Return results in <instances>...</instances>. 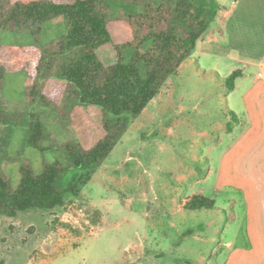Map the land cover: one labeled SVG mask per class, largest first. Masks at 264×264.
Returning <instances> with one entry per match:
<instances>
[{
  "label": "rangeland",
  "instance_id": "1",
  "mask_svg": "<svg viewBox=\"0 0 264 264\" xmlns=\"http://www.w3.org/2000/svg\"><path fill=\"white\" fill-rule=\"evenodd\" d=\"M251 1L244 4L248 6ZM194 3L211 12H217L220 7L218 0H194ZM109 4L113 16L119 15L123 9L128 14L139 12L136 6L123 5L117 0H109ZM257 4L264 6V0L255 2V8L251 7L253 12L244 15L248 27L244 33H247L248 39L242 43H251L248 48L240 49V55L233 51L229 61L231 65L237 64L238 60L250 63L245 74L246 84L240 87L241 90L250 87L261 71L263 61L258 59V55L264 54V11L261 6L257 8ZM241 12L237 13L239 18ZM66 29L64 18H58L44 25L39 38L9 31H2L0 37L2 43L9 47L37 43L47 45L65 35ZM113 42L117 45L131 43V29L118 23L113 31ZM235 42L239 40L235 38ZM123 54L125 62L130 63L133 49L127 48ZM98 55L106 65L117 61L116 51L111 46L101 48ZM140 67L144 74L143 65ZM235 67L242 70V65ZM183 72L169 79L161 95L132 121L121 142L82 188L79 196L68 195L65 204L54 210H30L15 217L0 216V264H147L157 260L165 264L197 263L194 259L199 250L195 247L197 241L193 239V213L186 212L182 207L195 195L190 192L194 181L205 179L210 164L213 175L209 178V188L217 186L223 153L231 139L216 134L217 143L209 155V144L203 143L201 133H210L215 123L224 122L228 108L212 105L209 110L208 106H203L196 112L187 106L181 118V92L199 89L213 96H228L232 92L216 76L206 79V75L197 69L187 70L185 76ZM223 74L220 77L232 75ZM209 75L212 76V73ZM27 83L24 73L6 76V105L11 111L30 109L31 112H43L44 124L50 136L57 140V150H61V146L70 139L92 147L105 136L103 118L98 113L80 119L69 132L63 131L50 110L29 104L25 96ZM43 91L54 102H62V83L48 80ZM232 96L235 102H240L238 92ZM238 115L244 122V114L239 112ZM240 130L241 125L234 130L235 136ZM24 140L23 129L0 123L1 170L11 177L14 188L20 184L24 160H30L38 174L42 172L45 161L70 164L63 152L40 151L26 145ZM205 157L211 159L210 163ZM179 176L186 180L184 192L177 194L174 188ZM163 185H166L164 189ZM208 195L216 199L218 206H226L225 211H218L216 222L228 224L231 231L222 238L231 241L244 222V219L235 221L234 217L242 218L245 209L240 206L234 210L236 214H232L227 205L233 200L245 202L244 195L234 188H219ZM175 204L181 205V231L171 227L173 222L177 223ZM219 243L217 240L214 245ZM237 243L241 244L242 240ZM138 246H142L140 253ZM215 246L210 251L209 248L202 249V253L208 264H223L227 259L226 253L217 250L221 247L215 249Z\"/></svg>",
  "mask_w": 264,
  "mask_h": 264
},
{
  "label": "trees",
  "instance_id": "2",
  "mask_svg": "<svg viewBox=\"0 0 264 264\" xmlns=\"http://www.w3.org/2000/svg\"><path fill=\"white\" fill-rule=\"evenodd\" d=\"M117 1L136 6L139 12L128 14L123 9L113 16L109 0H0V34L24 32L39 38L45 24L58 18L66 22L65 35L47 45L9 47L0 37V123L23 129L26 145L40 151H61L70 162L45 161L38 174L31 161L24 160L17 188L0 164V216L54 210L65 204L68 195L79 196L132 121L193 55L215 14L197 7L194 0ZM118 23L131 29V43L114 44L113 31ZM106 46L117 54L112 65H106L98 55ZM127 48L133 49L130 63L124 59ZM12 73L26 74L25 96L29 104L50 110L63 131L69 132L80 119L98 113L103 118L105 136L92 147L70 139L57 150V140L50 136L43 112L8 109L5 79ZM240 75L237 71L223 79L228 90L235 88ZM51 79L64 85L61 103L43 91L44 83ZM211 207L213 202L203 196H195L184 205L189 212Z\"/></svg>",
  "mask_w": 264,
  "mask_h": 264
},
{
  "label": "crops",
  "instance_id": "3",
  "mask_svg": "<svg viewBox=\"0 0 264 264\" xmlns=\"http://www.w3.org/2000/svg\"><path fill=\"white\" fill-rule=\"evenodd\" d=\"M218 1L220 2V7L214 14L209 30L198 40L193 55L183 63L178 74L169 78L171 79L180 75L182 70L185 76L187 70L197 69L206 75V79L208 76H216L220 83L225 85L224 78L220 77V75H224L223 72L226 75L237 71L241 72V75L236 80L235 88L233 90L227 89L232 92V95L234 92L239 93L241 97L239 103L233 100L231 94H228V96L227 94L213 96L212 94H205L204 91L199 89L181 92V118L187 106L196 112L201 110L203 106H208L209 110L212 105H217L224 109L228 108V114H226L224 122L219 121L215 123L210 133H201L203 143L209 144L207 148L209 155H211L217 143L216 134H219V137L220 134L226 135L231 139L223 153L221 176L217 186L209 188V178L213 175V169L210 164L205 179H196L192 187L193 189L190 191L195 194L193 197L203 196L213 202V207L210 209L188 211L189 213H193V239L194 242L197 241L195 247L199 250L197 253L195 252L196 259L194 261H197V263L195 262L194 264H208L206 256L202 253V249L209 248L210 251L215 246L214 244L217 240L220 242V245L215 246V249L221 247V249L218 248L217 250L225 251L227 256L223 264H264V80H259L257 76L252 81L250 87L241 90L240 87L246 84L247 77L245 74H247L246 71L250 63L240 60L237 61V64L232 63L231 65L229 63L233 57L231 54L233 51L240 55V49L250 45V41L242 43L243 40L248 39L247 33H244V29L248 28L244 15L248 14L249 11L253 12L251 7L255 8L254 3L261 2V0ZM249 1H251L250 5L246 6L244 2ZM256 6L257 8L262 7V11H264V6L261 4H257ZM239 10H242L239 13L242 15L240 18L237 14ZM262 30V34L264 35V26ZM235 38L239 42H235ZM252 42L253 44L255 43L254 41ZM263 55H258L260 56L258 59L263 60L259 73L264 71ZM240 65H242V70H237L238 67L235 66ZM211 73L212 76L209 75ZM239 112L244 114V122H242L241 117L238 115ZM240 125L241 130L235 136L234 130ZM205 159L210 163L211 159L209 157H205ZM185 180L180 176L177 178L174 192L177 194L184 192L183 185ZM164 187L166 185H163V189ZM219 188H234L242 192L245 198V202L241 203L233 200L227 205V207L232 209V214H236L234 210L240 206L245 209L242 218L234 217L235 221H242L244 219V222L240 232L231 241H224L222 238V236H226L231 231L228 224L216 222L218 211H225L226 206H218L216 199H211L208 195L213 194ZM174 207L177 209L175 216L177 215L178 217L176 218L177 223L173 222L171 227L174 230L176 229L175 231H181V205L175 204ZM183 223L186 222L183 221ZM240 239L242 240L241 244L237 243ZM137 248H139L137 251L140 253L142 246H138ZM146 263L165 264L158 260L155 263Z\"/></svg>",
  "mask_w": 264,
  "mask_h": 264
},
{
  "label": "built area",
  "instance_id": "4",
  "mask_svg": "<svg viewBox=\"0 0 264 264\" xmlns=\"http://www.w3.org/2000/svg\"><path fill=\"white\" fill-rule=\"evenodd\" d=\"M258 79H259V80H264V71H262V72H260V73L258 74Z\"/></svg>",
  "mask_w": 264,
  "mask_h": 264
}]
</instances>
